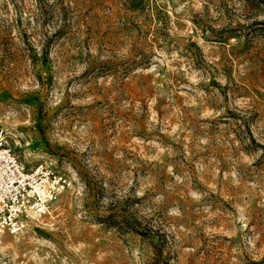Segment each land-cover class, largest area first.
Returning a JSON list of instances; mask_svg holds the SVG:
<instances>
[{"label": "rangeland", "instance_id": "1", "mask_svg": "<svg viewBox=\"0 0 264 264\" xmlns=\"http://www.w3.org/2000/svg\"><path fill=\"white\" fill-rule=\"evenodd\" d=\"M0 126L71 181L0 264H264V0H0Z\"/></svg>", "mask_w": 264, "mask_h": 264}, {"label": "built area", "instance_id": "2", "mask_svg": "<svg viewBox=\"0 0 264 264\" xmlns=\"http://www.w3.org/2000/svg\"><path fill=\"white\" fill-rule=\"evenodd\" d=\"M70 185V178L48 163L27 168L0 126V232L20 233L30 220L49 215Z\"/></svg>", "mask_w": 264, "mask_h": 264}, {"label": "trees", "instance_id": "3", "mask_svg": "<svg viewBox=\"0 0 264 264\" xmlns=\"http://www.w3.org/2000/svg\"><path fill=\"white\" fill-rule=\"evenodd\" d=\"M127 209L128 210L122 215L121 227L123 233L132 232L146 238L157 237L158 240L153 242V247L155 249L153 264H168L169 254L164 253V249L168 246V238L166 235L156 230L154 226L146 223L144 219L140 218L134 212H131L130 206H127Z\"/></svg>", "mask_w": 264, "mask_h": 264}]
</instances>
